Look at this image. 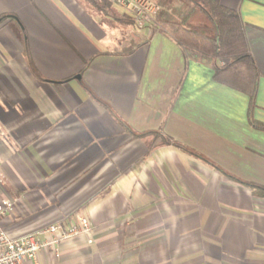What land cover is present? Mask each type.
<instances>
[{
	"label": "crops",
	"instance_id": "1",
	"mask_svg": "<svg viewBox=\"0 0 264 264\" xmlns=\"http://www.w3.org/2000/svg\"><path fill=\"white\" fill-rule=\"evenodd\" d=\"M180 10L186 0H157ZM242 21L253 100L109 0H0V217L13 237L85 214L23 264H264V0Z\"/></svg>",
	"mask_w": 264,
	"mask_h": 264
},
{
	"label": "trees",
	"instance_id": "2",
	"mask_svg": "<svg viewBox=\"0 0 264 264\" xmlns=\"http://www.w3.org/2000/svg\"><path fill=\"white\" fill-rule=\"evenodd\" d=\"M184 8L160 10L157 19L175 40L204 55L227 57V63L215 69L216 80L248 94L253 100L257 70L248 54L242 21L235 10L223 7L219 0H186ZM255 194L264 197V188Z\"/></svg>",
	"mask_w": 264,
	"mask_h": 264
},
{
	"label": "built area",
	"instance_id": "3",
	"mask_svg": "<svg viewBox=\"0 0 264 264\" xmlns=\"http://www.w3.org/2000/svg\"><path fill=\"white\" fill-rule=\"evenodd\" d=\"M112 4L125 10L133 22L142 28L155 27L163 29L157 15L161 9L156 0H109ZM3 173L0 171V183ZM16 207V200L4 197L0 200V217L11 214ZM62 218L42 228L10 236L0 224V264H23L25 261L36 262L38 256L52 252L59 241L83 234L92 242V225L85 214L76 215L74 221Z\"/></svg>",
	"mask_w": 264,
	"mask_h": 264
},
{
	"label": "rangeland",
	"instance_id": "4",
	"mask_svg": "<svg viewBox=\"0 0 264 264\" xmlns=\"http://www.w3.org/2000/svg\"><path fill=\"white\" fill-rule=\"evenodd\" d=\"M156 1H157V0H156ZM2 173H3V172H2ZM3 178H4V175H3ZM12 198H13V197H12ZM58 220H59V219H58ZM58 220H55V221H58ZM55 221H53V222H55ZM50 223H52V222H50ZM50 223H49V224H50Z\"/></svg>",
	"mask_w": 264,
	"mask_h": 264
}]
</instances>
